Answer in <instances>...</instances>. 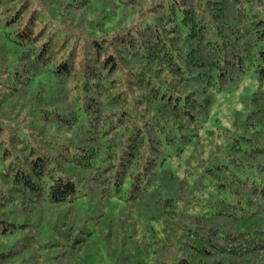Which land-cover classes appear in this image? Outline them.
Listing matches in <instances>:
<instances>
[{
  "label": "trees",
  "instance_id": "obj_1",
  "mask_svg": "<svg viewBox=\"0 0 264 264\" xmlns=\"http://www.w3.org/2000/svg\"><path fill=\"white\" fill-rule=\"evenodd\" d=\"M247 71L264 0H0V264L264 254V123L227 161L192 154Z\"/></svg>",
  "mask_w": 264,
  "mask_h": 264
},
{
  "label": "rangeland",
  "instance_id": "obj_2",
  "mask_svg": "<svg viewBox=\"0 0 264 264\" xmlns=\"http://www.w3.org/2000/svg\"><path fill=\"white\" fill-rule=\"evenodd\" d=\"M254 92H264V81L258 80L253 71H247L230 91L215 92L209 116L199 129L198 142L192 154L207 156L215 152L217 158L227 161L229 148L235 139H239L243 147L248 146L249 142H245L242 136L255 137L264 123V114L257 112L254 118H250L251 124H244L247 121L245 114L252 105L243 104V100L246 98L248 101ZM238 109L242 111L240 119L236 118ZM249 264H264V254L256 256Z\"/></svg>",
  "mask_w": 264,
  "mask_h": 264
}]
</instances>
